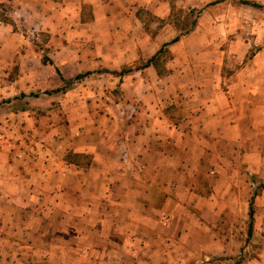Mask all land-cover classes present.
Masks as SVG:
<instances>
[{
  "label": "crops",
  "instance_id": "crops-1",
  "mask_svg": "<svg viewBox=\"0 0 264 264\" xmlns=\"http://www.w3.org/2000/svg\"><path fill=\"white\" fill-rule=\"evenodd\" d=\"M204 1L160 75L140 65L178 35L168 0H0V264H217L243 244L264 0ZM252 201L259 235L264 188Z\"/></svg>",
  "mask_w": 264,
  "mask_h": 264
},
{
  "label": "rangeland",
  "instance_id": "rangeland-1",
  "mask_svg": "<svg viewBox=\"0 0 264 264\" xmlns=\"http://www.w3.org/2000/svg\"><path fill=\"white\" fill-rule=\"evenodd\" d=\"M188 1L191 0H168L170 4V12L168 15V19L172 22V26L176 32H178L177 36H180L186 32H188L192 28V23L196 21V17L199 15L201 8L198 6L191 7ZM204 3V0H196L197 3ZM228 2L238 5L240 0H227ZM11 7L8 3H0V19L2 20H11L10 12ZM143 15V14H142ZM145 18H148V15H143ZM21 31L25 33L23 27L18 26ZM37 31H26V34H35ZM192 49L196 50V48H202V42H193ZM172 44V43H171ZM170 45V44H169ZM211 45V43H210ZM215 46V45H212ZM209 46H207L208 48ZM166 51H162L157 56V71L160 75H163L164 64H180L181 62L178 60H171L170 51L167 50V46L165 47ZM247 177H251L249 173H246ZM236 189V193L239 195L242 194L243 198L248 196V201L250 197L252 198L258 193L262 188H264V180H237V184L234 186ZM240 207V206H239ZM244 208V207H243ZM240 210V208H238ZM247 211V207H246ZM261 220L264 221V217H261ZM248 217L245 219V225L247 226ZM246 228V227H245ZM243 244L239 247H235L233 250V254L229 253L228 255H218L214 258H210V261H215L217 264H257V262L262 261L264 257V233L259 235H254L251 232V235L247 236L246 230L245 234H243ZM229 259V260H228ZM227 262V263H226Z\"/></svg>",
  "mask_w": 264,
  "mask_h": 264
},
{
  "label": "trees",
  "instance_id": "trees-1",
  "mask_svg": "<svg viewBox=\"0 0 264 264\" xmlns=\"http://www.w3.org/2000/svg\"><path fill=\"white\" fill-rule=\"evenodd\" d=\"M240 3L242 4H247V5H251L257 8H260L261 6L258 5L255 2H251L249 0H240ZM193 25V23H192ZM178 36H174L173 38H171L170 40L164 42L157 50L156 52L149 57L144 63H142L140 66H148V65H153V66H157V56L160 52L162 51H166V46L174 43L175 41H177ZM41 61L42 63H49L51 64V61L46 58L45 56L41 57ZM131 70V68H124L121 69L119 71H111V73L117 74V75H121L123 73H127ZM101 71V70H100ZM102 71H107V70H102ZM88 72H84V73H80L74 76L73 81H77L79 79H81L83 76L87 75ZM71 82H66L65 85H69ZM247 217H248V222H247V229H246V234L247 236L251 235V231H252V221H253V201H252V196L250 197L249 201H248V205H247Z\"/></svg>",
  "mask_w": 264,
  "mask_h": 264
}]
</instances>
